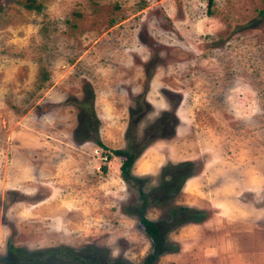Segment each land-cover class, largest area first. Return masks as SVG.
I'll use <instances>...</instances> for the list:
<instances>
[{"label":"rangeland","instance_id":"1","mask_svg":"<svg viewBox=\"0 0 264 264\" xmlns=\"http://www.w3.org/2000/svg\"><path fill=\"white\" fill-rule=\"evenodd\" d=\"M141 190L152 264H264V0H0V264H142Z\"/></svg>","mask_w":264,"mask_h":264},{"label":"trees","instance_id":"2","mask_svg":"<svg viewBox=\"0 0 264 264\" xmlns=\"http://www.w3.org/2000/svg\"><path fill=\"white\" fill-rule=\"evenodd\" d=\"M213 0H209V3L211 4ZM100 142V141H99ZM101 149V154L108 156V160H101V163L103 164L101 167L104 171H107V167L105 166L106 163L109 162V159L112 156H122L124 157L123 162L121 164V168L123 171V174L125 178L130 177L131 175V167L132 164L135 161V153L134 151L131 150H123V149H114L111 147H108L104 145L103 143H98ZM142 194V200L143 201V206L141 207V210L139 211V216L142 224L145 227L146 232L149 234V236L152 238L153 243H154V249L152 251V254H150L146 260L142 264H152L159 255H161L165 251V231H164V226L160 223H157L155 221H152L148 219L145 216V207L147 206V201L148 199L145 197L147 196L143 190L140 191ZM60 251L54 250V251H49L48 253H53L58 255ZM68 255L70 253V250L66 252ZM69 257V256H68ZM74 260H82L81 258H78L77 255H74ZM85 261V260H83Z\"/></svg>","mask_w":264,"mask_h":264},{"label":"built area","instance_id":"3","mask_svg":"<svg viewBox=\"0 0 264 264\" xmlns=\"http://www.w3.org/2000/svg\"><path fill=\"white\" fill-rule=\"evenodd\" d=\"M99 152H100V157H101L102 160H108V156L101 154V149H100Z\"/></svg>","mask_w":264,"mask_h":264},{"label":"bare ground","instance_id":"4","mask_svg":"<svg viewBox=\"0 0 264 264\" xmlns=\"http://www.w3.org/2000/svg\"><path fill=\"white\" fill-rule=\"evenodd\" d=\"M176 48V47H175Z\"/></svg>","mask_w":264,"mask_h":264}]
</instances>
